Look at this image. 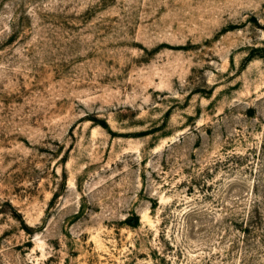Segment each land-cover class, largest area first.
Here are the masks:
<instances>
[{"label":"rangeland","instance_id":"obj_1","mask_svg":"<svg viewBox=\"0 0 264 264\" xmlns=\"http://www.w3.org/2000/svg\"><path fill=\"white\" fill-rule=\"evenodd\" d=\"M254 190L264 0H0V264H242Z\"/></svg>","mask_w":264,"mask_h":264},{"label":"trees","instance_id":"obj_2","mask_svg":"<svg viewBox=\"0 0 264 264\" xmlns=\"http://www.w3.org/2000/svg\"><path fill=\"white\" fill-rule=\"evenodd\" d=\"M254 198L248 208L245 220L236 221L234 225L242 232L244 251L242 264H263L261 255H264V194L253 191ZM243 222V223H242ZM238 244V240H233Z\"/></svg>","mask_w":264,"mask_h":264}]
</instances>
